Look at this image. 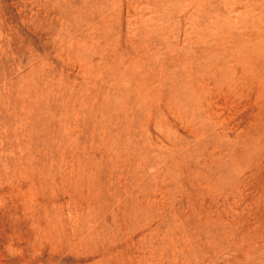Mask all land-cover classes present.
Here are the masks:
<instances>
[{
	"label": "rangeland",
	"instance_id": "obj_1",
	"mask_svg": "<svg viewBox=\"0 0 264 264\" xmlns=\"http://www.w3.org/2000/svg\"><path fill=\"white\" fill-rule=\"evenodd\" d=\"M0 264H264V0H0Z\"/></svg>",
	"mask_w": 264,
	"mask_h": 264
}]
</instances>
